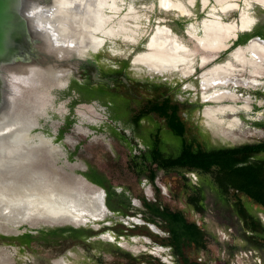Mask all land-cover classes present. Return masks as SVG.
Segmentation results:
<instances>
[{"label":"rangeland","instance_id":"obj_1","mask_svg":"<svg viewBox=\"0 0 264 264\" xmlns=\"http://www.w3.org/2000/svg\"><path fill=\"white\" fill-rule=\"evenodd\" d=\"M157 1L126 0V6L134 4L135 13L141 20L138 23L128 21L125 26L149 36L159 25V19H164L162 25L174 30L188 45L192 43L184 31L192 23H202L208 9L218 4L217 0H195L190 5V0H182L194 11V18L188 19L183 14L161 10ZM204 2H207L206 6ZM228 3L241 7L243 0H229ZM251 12L257 19L255 27L237 34L240 26H236L237 38L252 33L258 26L264 27V7L255 2ZM240 19L239 8H232L224 22L237 23ZM148 41L147 36L136 45L122 39H110L98 53L89 51L79 57L68 52L65 59L71 72L69 83L65 92H52L55 108L64 103L66 114L63 116L56 109H50L38 119V104L31 112L25 113V104L33 105L25 102L28 101L26 98L7 99L0 105V153L9 149L34 152V156L27 159L25 154H19L14 160H8L5 167L11 172L0 175V190H4V194L0 192V237L30 239L28 245L0 239V248L8 249V252L0 253V264H177V257L165 241L169 238L167 230L160 220L150 215L145 202L182 211L188 221L196 222L204 231L206 250L198 251L194 246L185 249L186 256L192 261L264 264V233L250 230L237 215L235 207L240 200L264 227L263 209L234 192L223 197L215 187L212 175L198 170H163L157 163H145L149 155L145 141L151 142L156 130L163 131L160 149L168 156L179 153L180 141L167 133L164 120L155 115L141 118L136 131L130 120L150 103L162 102L169 97L180 106V115L188 128V140L205 142L212 148L264 143V107L260 105L264 102V77L254 89L234 88L243 98L250 97L252 105L250 111L238 112L243 122L239 128H224L235 119L231 115L224 119L223 126L210 128L202 114L208 104L201 100L200 71L195 70L191 78H182L176 72L158 74L145 64L144 67L132 65L135 57L145 52ZM143 43H146L145 48H141ZM233 48L235 46L230 51ZM230 51L221 53L216 63L231 60ZM47 54L55 59L52 53ZM31 61L27 60V64ZM41 61L47 63L44 57ZM125 61L130 63L126 70L118 73L117 81L105 83L110 76L108 73L122 69ZM83 63L88 67L82 66ZM94 73H97L96 79ZM121 77L126 82L121 81ZM75 82L81 87L86 86L89 93L98 94V98L87 100ZM189 84L196 90L186 88ZM90 104L104 113L103 119L98 121L91 117L98 123L80 126L81 116L77 110ZM82 110L90 117L89 110ZM87 128L89 133H83ZM40 133L46 136H39ZM135 133L142 136H135ZM25 135L26 142L23 141ZM259 159L264 160V154L252 160ZM91 167L95 170L92 171ZM82 174L104 182L106 204L113 213L106 221L98 223L97 230L92 229L91 224L74 226L67 221L64 223L58 216L71 207L64 216L67 220L75 209L88 203L86 194L80 192L73 181L76 175ZM108 188H112L111 196ZM194 190H200L204 196V213L197 212L190 203ZM127 200L131 201V208L127 206ZM68 228L75 231L63 230ZM55 231L58 234H49ZM27 234L33 238L26 237ZM121 243L129 247H120ZM11 247L17 251H12ZM125 253L137 260H131Z\"/></svg>","mask_w":264,"mask_h":264},{"label":"bare ground","instance_id":"obj_2","mask_svg":"<svg viewBox=\"0 0 264 264\" xmlns=\"http://www.w3.org/2000/svg\"><path fill=\"white\" fill-rule=\"evenodd\" d=\"M48 1L37 0V3L29 6L25 17L32 29L36 30L35 32L40 36L43 49L52 53L55 59L44 63L39 57L36 63L18 66L0 64V76L3 79L5 97L10 101L16 98H26L28 101L25 102L33 103V105L30 104L31 106L25 104V113L31 112L33 107L38 104L40 107L38 119L46 115L44 112L50 111V109H56L62 116L66 114L64 103L58 108L54 107L55 97L52 92L54 90L65 92L67 88L69 74H71L69 66H66L68 63H65L68 62L65 59L68 52L72 51L79 57H83L89 51L98 53L110 39H122L136 45L143 36H147L148 46L144 53L135 57L132 61L133 66L145 64L147 68L158 74L176 72L181 74L182 78H191L195 74V70L200 71L201 100L208 104L202 112L207 126L210 128L223 126L224 119L230 115L235 119L224 128L235 130L243 124L238 112L240 110L250 111L252 105H250V97L243 98L234 88L249 90L256 88L261 83L260 80L264 77V40L253 39L250 43L230 50L232 43L237 38L235 35L236 26H240L237 34L251 31L257 20L251 12L252 4L257 2L261 7H264V0H245L248 19H246L242 6L230 5L229 0H217L218 4L208 9L206 19L202 23H192L184 31L192 45L181 41L180 36L174 30L162 25L165 22L164 19H159L157 22L159 25L155 26L153 34L149 36L146 33L140 32L139 34L133 29L130 30V27L125 26L126 23L128 21L138 23L141 19L135 13L134 4L126 6V0H54L50 5L46 4ZM194 1L190 0V5H193ZM204 3L206 6L207 2ZM156 5L163 11L176 12L180 16L183 14L188 19L194 18V13L184 5L182 0H179L178 3L171 0H158ZM232 8H239L241 19L237 23L234 21L225 23L227 12ZM226 51H230L232 59L225 63H216L220 54ZM63 66L65 67L63 68ZM186 88L196 90V87L191 84ZM260 105L264 107V102L262 101ZM84 108L89 110L90 117L82 110ZM77 112L81 116L80 126L94 125L98 122L93 121L91 117L99 121L103 119L102 115L104 114L94 104L81 106ZM89 130L87 128L83 130V133H89ZM26 136H23L25 142L27 141ZM39 136L46 135L40 133ZM33 153L31 150L9 149L5 152L2 151L0 153V175L11 172L5 167L8 160H14L15 156L19 154H25L27 159L34 156ZM25 158L23 159L25 160ZM82 175H76L73 181L75 187L86 194L89 204L83 203L85 206L75 209L72 216H67V220L64 216L67 211L72 209L71 207H69L71 209L68 208L64 212H60L58 216L62 222L66 223L67 221L74 226L91 224L94 227H99L98 223L106 221L113 213L107 208L103 190L87 182ZM0 192L4 194L2 188ZM68 218H70L69 221ZM126 243H121L122 247H129ZM10 249L14 252L17 251L15 247ZM2 252H8V249L0 248V253Z\"/></svg>","mask_w":264,"mask_h":264},{"label":"trees","instance_id":"obj_3","mask_svg":"<svg viewBox=\"0 0 264 264\" xmlns=\"http://www.w3.org/2000/svg\"><path fill=\"white\" fill-rule=\"evenodd\" d=\"M256 35L264 38V33L256 29L252 34L244 35L242 40L235 45H243L248 39ZM145 45L146 43H143L141 48H145ZM138 50L141 51V49ZM129 63L130 61L123 62L121 70H126ZM75 83L87 100L98 98V94L89 93L86 86L81 87L78 82ZM153 115L166 122V126L173 132V136L179 139L181 145L177 155L168 156L160 149L162 146L161 135L154 133L151 142L145 141L149 152L148 157L144 160L145 163H157L163 170H198L212 175L213 183L223 197H227L231 192H234L236 196L242 195L248 198L264 211V160H252L256 156L264 154V143L235 148H212L205 142L188 140V128L180 115V106L177 103H173L169 97L164 98L162 102L150 103L141 113L132 116L130 120L135 131L141 118ZM135 136L141 137L142 135L135 133ZM91 170L95 169L91 167ZM86 177L93 183L104 187L103 181L92 178L89 174H86ZM111 189L108 188L110 196L112 194ZM190 203L195 206L197 212L204 213V196H202L200 190L193 191ZM126 204L128 207H132L130 200H127ZM144 204L150 215L154 219L160 220L167 230L169 238L165 241H167L177 257V264H206L192 261L185 254V249L190 246H194L198 251L207 249L205 233L196 222L188 221L182 211H174L158 203L145 202ZM236 204L237 215L245 222L248 228L254 233H264V227L260 220L251 215L240 200H237ZM63 230L75 231L72 228ZM49 234L54 235L58 234V232L55 231ZM26 237L33 238L30 234H27ZM0 239L12 243L19 241L23 245L30 244V239L27 241L21 238L3 236ZM125 254L131 260H137L129 253Z\"/></svg>","mask_w":264,"mask_h":264},{"label":"water","instance_id":"obj_4","mask_svg":"<svg viewBox=\"0 0 264 264\" xmlns=\"http://www.w3.org/2000/svg\"><path fill=\"white\" fill-rule=\"evenodd\" d=\"M36 1L0 0V64L18 66L27 64V60H32L31 63H36L39 57H44L47 62L52 61L48 57L47 51L41 46L40 36L35 32L36 30L32 29L28 19L25 17L29 6ZM253 39L263 38L253 37L247 43H250ZM65 63L69 64V62ZM93 78H97V73H94ZM124 82H126V79H124ZM3 85V79L0 76V105L8 99L3 93ZM82 177L87 182L103 190L106 203V190L91 182L86 176L82 175ZM98 228L92 226L94 230ZM153 228L156 230L155 227ZM3 235L6 236V234ZM119 246L122 247L121 244Z\"/></svg>","mask_w":264,"mask_h":264},{"label":"flooded vegetation","instance_id":"obj_5","mask_svg":"<svg viewBox=\"0 0 264 264\" xmlns=\"http://www.w3.org/2000/svg\"><path fill=\"white\" fill-rule=\"evenodd\" d=\"M52 1H54V0H49L48 2H46V4L48 3V5H50L51 3H52ZM242 9H243V12H244V14H245V16H246V19H248V17H249V15H248V13H247V9H246V2H245V0H243V3H242ZM194 10V9H193ZM194 12V11H193ZM243 36L244 35H242L241 37L238 35V38L232 43L233 45V47L235 46V47H238V46H242V45H240V44H238V45H235L236 43H238L240 40H242V38H243ZM36 50H38V49H36ZM54 57V56H53ZM82 66H84V67H88V64H86V63H83L82 64ZM122 70L120 69L119 71H110L108 74L110 75L108 78H106V81H105V83H110V81H112V80H115V81H117V79H118V73H120ZM197 71V70H196ZM201 80V79H200ZM200 80H199V82H200ZM121 81H123L124 82V79H122V77H121ZM200 85V84H199ZM87 88V87H86ZM165 122V121H164ZM166 123V122H165ZM167 133H169V134H172L173 135V132L167 127ZM155 134H159V135H161L162 136V134H163V131L162 130H156L155 131Z\"/></svg>","mask_w":264,"mask_h":264},{"label":"crops","instance_id":"obj_6","mask_svg":"<svg viewBox=\"0 0 264 264\" xmlns=\"http://www.w3.org/2000/svg\"><path fill=\"white\" fill-rule=\"evenodd\" d=\"M256 23V22H255ZM255 23H254V25L252 26V27H255ZM256 29H259L260 31H261V33L263 32L264 33V27L263 28H261L260 26H258ZM255 29V30H256ZM254 30V31H255ZM254 31H252V33L254 32ZM252 33H248V34H252ZM245 35H247V34H245ZM253 37H261L260 35H256V36H253ZM252 37V38H253ZM262 38V37H261ZM251 39V38H250ZM250 39H248L243 45H245V44H247V42L250 40ZM264 39V38H263Z\"/></svg>","mask_w":264,"mask_h":264}]
</instances>
